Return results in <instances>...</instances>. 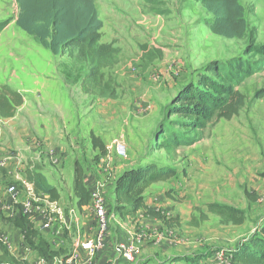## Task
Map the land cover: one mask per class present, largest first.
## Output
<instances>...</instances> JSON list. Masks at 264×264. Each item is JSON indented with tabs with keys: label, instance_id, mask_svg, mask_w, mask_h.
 Listing matches in <instances>:
<instances>
[{
	"label": "rangeland",
	"instance_id": "rangeland-1",
	"mask_svg": "<svg viewBox=\"0 0 264 264\" xmlns=\"http://www.w3.org/2000/svg\"><path fill=\"white\" fill-rule=\"evenodd\" d=\"M94 2L104 24L100 40L94 45L62 47L55 54L17 25L18 0H0V26H5L0 29V94L10 88L24 98L15 117L6 118L9 130L4 143L9 144L12 152L23 153L26 172L39 166L61 192L66 221L55 220L45 235L51 248L64 254L75 237L86 232L73 211L77 202V162L85 174L93 175L89 179L101 182L113 175L118 179L143 161L174 166L177 175L172 182L176 185L169 181L152 184L146 192L148 210L123 218L115 211L118 194L113 188L105 193L103 183H98L108 203L111 229L108 245L94 257L100 258L101 264L124 262L118 248L122 242L138 248L136 261L130 263L135 264L141 244L155 242L152 233L146 231V222H141V213L147 217L145 212L151 208L161 216H169L170 211L192 209L190 214L184 213L187 218L190 215L191 221L182 219L181 223L179 215H173L179 219L178 226L167 238L174 241L170 242L171 249L183 252L181 261L174 264H239L233 260V254L241 243L248 239L251 242L256 234L264 237V68L239 86L246 96L240 113L232 119H215L201 134L200 141L178 149L176 160H170L165 150H156L154 145L161 126L184 132L172 122L180 117L169 119L166 107L185 85L198 81L199 73L210 61L244 55L251 41L264 43V0H240L251 32L244 38L233 39L211 32L206 22L212 15L195 0ZM95 66L107 86L104 96L99 90L84 92L82 88L85 76ZM57 128L64 136L62 140L56 138ZM89 133L90 137L94 133L104 140L106 151L95 149L92 138L88 145ZM52 136L67 154L61 157L62 162L58 160L59 166L45 156L47 147L41 139ZM35 138L42 146L37 152L30 148ZM117 143L124 145L121 153ZM52 146L50 150L55 153L59 145ZM13 181L18 184V193L7 194L15 209L9 212L10 217L3 216L10 222L5 229L12 237H25V231L13 223L18 215L25 217L21 209L17 210V201L28 200L43 207L45 199L37 195L34 199L23 172L9 182ZM167 184L171 187L163 193ZM205 184H212L213 189L205 187L199 193V185ZM248 189L251 197L246 193ZM210 199L243 208L245 224L225 223L221 217L207 214ZM96 222L95 215L92 236ZM196 229L200 231L196 233ZM155 230L157 235H163V227ZM132 232L136 236L133 241L129 236ZM185 232L191 233L188 238L192 244L182 242ZM139 235L144 237L143 242ZM219 251L229 254V262L216 260Z\"/></svg>",
	"mask_w": 264,
	"mask_h": 264
},
{
	"label": "trees",
	"instance_id": "trees-1",
	"mask_svg": "<svg viewBox=\"0 0 264 264\" xmlns=\"http://www.w3.org/2000/svg\"><path fill=\"white\" fill-rule=\"evenodd\" d=\"M212 15L206 22L212 33L229 39L244 38L250 31L245 18V8L240 0H195ZM20 12L17 25L53 53L59 54L62 47L94 45L101 38L103 21L99 18L94 0H18ZM5 26H0L3 29ZM251 32V31H250ZM249 57V58H247ZM252 57V58H250ZM254 58V59H253ZM253 59V60H252ZM264 68V43L249 42L244 55H237L225 61L212 60L199 73L197 82H190L173 98L167 108V116L184 132H176L168 126H161L154 149L165 150L170 160L177 159L178 149L191 146L201 139V134L215 119H232L245 106L246 96L239 86L249 77ZM211 73V74H210ZM84 92L99 90L105 95L107 89L100 69L95 66L82 82ZM24 103L22 94L7 88L0 94V114L13 117L17 108ZM94 148L106 151V144L94 133L91 134ZM140 161L126 170L116 182L118 199L115 211L123 218L136 216L146 207V192L152 184L164 182L177 175L172 165L142 163ZM27 181L33 184L37 194H44L52 201H59L61 193L52 184L39 166L29 168ZM76 205L79 209L90 206V190L85 184L84 170L76 163L74 186ZM249 197L252 195L246 192ZM208 212L219 215L223 222L243 224L246 212L240 208L222 203H209ZM163 220L168 228L178 226V217L161 216L156 211L145 212ZM14 224L25 231L28 244L38 256L50 259L62 252L51 248L43 233L36 229L27 217L16 218ZM264 234V226L262 227ZM67 256L64 257V260ZM178 257L177 259H182ZM239 264H264V237L254 235L251 242L244 241L233 254Z\"/></svg>",
	"mask_w": 264,
	"mask_h": 264
},
{
	"label": "crops",
	"instance_id": "crops-1",
	"mask_svg": "<svg viewBox=\"0 0 264 264\" xmlns=\"http://www.w3.org/2000/svg\"><path fill=\"white\" fill-rule=\"evenodd\" d=\"M62 110L63 109L59 110L60 113H62ZM14 117L15 116L3 117L0 114V147L5 152L11 153L14 156L13 159H11V161L8 165V168L6 170L0 171V200L3 201V202H0V228L4 227V225L6 223H10L8 220L3 219V216H5L6 218L10 217L9 212L11 210L15 209V208H13V205L11 204L10 198H8V195H7L8 194L7 183L10 181V179L12 177H14V178L21 177L22 172L24 173L25 178H26V167L24 164L23 153L21 151L12 152L10 150L11 148H10L9 144L4 143L6 132L9 130L7 128L8 124H7V122H5L8 120L6 118L12 119ZM42 126L43 125L41 124L40 125L41 130H42V128L44 129V126L43 127ZM58 129L59 128H57V130H56V138L62 140L64 138V136L60 132V129L59 130ZM95 133L100 134V132L97 133L96 131H95ZM84 135L85 134L83 132V137H84ZM54 137L53 136L49 137V138L43 137L41 139H44V141H45V142H43L44 147L45 148L47 147L44 150L46 153L45 156L47 155L46 156L47 158H51L52 162L54 164H57V166H59V165H61L60 163L63 161V160L62 161L60 160L61 157H63V156L66 157L67 154H64V151L62 150L63 145L61 146L60 143H55L56 140H52V138H54ZM87 140H88L87 141L88 145H90V143H91L90 133L87 135ZM103 142H104V140H103ZM49 144H51V145H49ZM53 144L59 145L58 147L57 146L54 147V149L57 147L55 150V155H54L55 157L52 156V154L50 152L51 151L50 149H53L52 148ZM30 146H31L30 148L33 149V152L39 151V148L42 147L40 144L37 143V138H35V140L32 141V144H30ZM96 149H99V148H96ZM58 160H60L61 162H58ZM42 172L48 177L49 181L52 184H54L52 182V179L48 176V173L44 170H42ZM91 176H93V175L84 173L85 184L88 186L90 191H92L94 188H96L98 183H103V190L105 193L112 188L115 192V188H116L115 185H116V180H117L118 176L116 177L113 175V176L107 178L105 181H101V182H99L95 179H89ZM172 180L173 179H170L168 181L171 182V185H176V183L172 182ZM168 181H164L163 183H168ZM155 184H153V186ZM169 187H171V186L167 184V187L165 186V188H163L162 192L166 193L169 190ZM205 187L206 188H210V187L212 188V184L211 185H209V184L199 185V193H202L204 191ZM249 192H250V190H249ZM59 202L62 204L61 199L59 200ZM213 202L224 203L226 205L233 206V205L229 204L228 202H224V201H221L218 199H210V201L208 203H213ZM149 203H150L149 200L146 198V207L144 210H148ZM62 206H63V204H62ZM233 207H236V206H233ZM240 209L243 210V208H240ZM73 211H74V217L77 220L81 219L82 225L86 228L85 234L82 237L79 236L77 239L75 237L69 251L65 252L64 254H61L58 257L46 259V264H62V261L64 260L65 256H67L66 258L74 256V260L77 264H101L102 262H99L100 258H95L94 255H92L88 251L83 250L80 247V242L87 237H91L93 234L92 228L94 225V216L95 215L92 212V209L90 208V206L79 209L76 205V209ZM149 211H151V208L149 209ZM192 211H193L192 209L190 210V212L183 210V209H180V210H177V212H175V213L170 211L168 214L171 216L179 215V218H180L181 223H182V219L189 220V221L192 220L190 215H189V218L184 216V213L190 214ZM2 213H3V215H2ZM206 213L208 214L210 212L207 211ZM210 214L217 215L215 213H210ZM141 216L144 219L150 218L149 220L142 219L141 222H143V223L146 222V224L148 225V229H146V231H150V233H152V235L150 234V236L154 237L155 242H153V243L150 242V244H149V243L142 241L143 244H141V246H142L141 247L142 248L141 254H140V257L138 258V262L135 264H153V263L154 264H174V263L180 262L181 259H177V258L182 257L181 254L183 252L177 253V251H174V249H171L172 243H170V242L171 241L174 242V241L171 240L170 238H167V235L169 234V232L173 228L166 227L164 222L160 218H156L152 215H146L147 217H145V215L143 213H141ZM217 216H219V215H217ZM16 218H21V217L18 215V217H16ZM33 222H34L33 224H34L35 228L38 229L40 224L42 223V219L40 217H38ZM243 224H245V223H243ZM243 224H238V225H243ZM6 227L7 226L5 225V227L3 229H0V233H1L0 236L4 237V241L2 240V237H0L1 238L0 239V263L3 261H10L12 264H45V263H42L40 261L41 258H43V257L38 256L37 252L30 247V245L27 242L26 237H22V236H13L12 237L11 236L12 233L9 230H6L5 229ZM162 227H163V231H162L163 235H157L155 229H157V228L162 229ZM187 228H188V226H187ZM22 230H24V229H22ZM144 231H145V229H144ZM196 231H197L196 233H198V231H200V230L196 229ZM41 232L43 233V235H46L48 231H45V232L41 231ZM189 235L191 236V233L185 232V235H184L185 239H183L182 242H184L185 244L191 243V241L188 238ZM129 236H130V238H132V241H133L134 237H136L135 232L130 233ZM199 236H200V234H199ZM184 243H182V244H184ZM107 245H108V239H107L106 246ZM155 257H161V258L156 259ZM190 261H189V263H190ZM114 264H125V262L120 261V262L114 263Z\"/></svg>",
	"mask_w": 264,
	"mask_h": 264
},
{
	"label": "built area",
	"instance_id": "built-area-1",
	"mask_svg": "<svg viewBox=\"0 0 264 264\" xmlns=\"http://www.w3.org/2000/svg\"><path fill=\"white\" fill-rule=\"evenodd\" d=\"M124 150V145L117 143V151L121 153ZM55 151V150H54ZM52 156L55 155L51 151ZM13 154L5 152L0 147V171L6 170L8 168V165L13 159ZM26 181V180H25ZM27 186L32 191V196L34 199L35 196H39L40 198H44L43 201L45 206L41 207L39 204L33 205L31 201L28 200H20L17 201V203L20 205L18 208L23 211L25 217L29 218L30 220L35 216V214H38L36 218L40 217L42 219V223L39 226V230L41 231H49V228L51 227L52 223L55 220H65V217L63 216V206L59 201H52L48 198V196L44 194H37L34 190L33 184L27 181ZM7 191L12 196L16 195L18 193V184L17 182L13 181L7 184ZM90 207L93 208L95 211V215L97 218L96 222V231L95 234L91 237L85 238L80 242V247L91 253L92 255L96 254L97 252L101 251L106 247L107 239L110 234L111 229V217L108 212V203L106 201L105 196L103 195V190L100 188V186H97L92 191H90ZM49 210V211H48ZM48 212V213H46ZM18 215V214H17ZM20 216V215H19ZM35 218V219H36ZM32 219V222L35 220ZM34 223V222H33ZM2 237V240L4 241V237ZM1 239V238H0ZM144 237L139 235V240L143 241ZM118 248L121 250V257L124 262L127 264L133 263L136 261L137 254H138V248H134L132 245H126L122 242L119 244ZM135 249V250H134ZM217 261H223V262H229L230 257L229 254L224 251H219L216 253ZM42 263L46 264V258H41L40 260ZM0 264H12L9 261H3ZM62 264H77L74 260V256H71L69 258H66L64 263Z\"/></svg>",
	"mask_w": 264,
	"mask_h": 264
}]
</instances>
